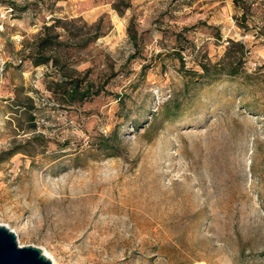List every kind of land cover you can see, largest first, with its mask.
Segmentation results:
<instances>
[{
  "label": "rangeland",
  "instance_id": "rangeland-1",
  "mask_svg": "<svg viewBox=\"0 0 264 264\" xmlns=\"http://www.w3.org/2000/svg\"><path fill=\"white\" fill-rule=\"evenodd\" d=\"M0 66V226L18 246L264 264V0H0ZM58 80L102 90L72 102Z\"/></svg>",
  "mask_w": 264,
  "mask_h": 264
},
{
  "label": "trees",
  "instance_id": "trees-1",
  "mask_svg": "<svg viewBox=\"0 0 264 264\" xmlns=\"http://www.w3.org/2000/svg\"><path fill=\"white\" fill-rule=\"evenodd\" d=\"M58 1V0H55ZM10 5L15 6L14 3L9 2ZM12 8V7H10ZM13 10V9H12ZM47 39L46 38H42V42L46 43ZM129 58H133V57H129ZM50 61V58L48 57H41V59H38L37 61L34 62L35 65H39V64H47ZM201 70L203 71V73H201L202 77H208L209 76V71H208V67L205 64H201L200 65ZM237 73L236 69H230V71L228 72L229 75H235ZM57 83L59 85H61L62 87H64L65 90V94L67 96H69V98L71 99L72 102H79V101H83L86 100L90 97L93 96H97L100 92H101V87H97L94 89V85L91 83H86L84 85H81L80 81H73V82H67L65 80H58ZM9 109L15 114V116H19V115H27L28 116V121L31 122L32 124H34V115L32 113V109L30 108L28 101H12L9 105ZM177 113H169L168 115L165 116L166 120H172L174 118H176ZM17 128L20 131L24 130V127L22 124H19L17 122ZM34 128V125H32ZM107 140L108 141H112L111 139V134H109L107 136ZM114 141V140H113ZM109 148H112L111 145H109Z\"/></svg>",
  "mask_w": 264,
  "mask_h": 264
},
{
  "label": "water",
  "instance_id": "water-1",
  "mask_svg": "<svg viewBox=\"0 0 264 264\" xmlns=\"http://www.w3.org/2000/svg\"><path fill=\"white\" fill-rule=\"evenodd\" d=\"M0 264H51V262L38 248L18 246L15 234L5 226H0Z\"/></svg>",
  "mask_w": 264,
  "mask_h": 264
},
{
  "label": "built area",
  "instance_id": "built-area-1",
  "mask_svg": "<svg viewBox=\"0 0 264 264\" xmlns=\"http://www.w3.org/2000/svg\"><path fill=\"white\" fill-rule=\"evenodd\" d=\"M10 12H12V8H9L7 11V13H10Z\"/></svg>",
  "mask_w": 264,
  "mask_h": 264
}]
</instances>
